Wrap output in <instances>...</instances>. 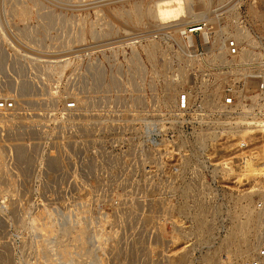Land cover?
Returning a JSON list of instances; mask_svg holds the SVG:
<instances>
[{"label":"rangeland","instance_id":"1","mask_svg":"<svg viewBox=\"0 0 264 264\" xmlns=\"http://www.w3.org/2000/svg\"><path fill=\"white\" fill-rule=\"evenodd\" d=\"M154 1L0 0V100L15 98L17 107L0 112V264H208L211 256L213 264H241L261 244L264 132L244 135L249 149L236 140L213 147L208 136L200 143L202 128L177 144L164 100L176 89V110L178 95L190 90L200 105L231 79L261 75L264 17L254 11L264 14V0H184L208 1L187 24L134 25L119 14ZM201 22L204 32L183 38V26ZM244 27L249 37L238 41L250 50L249 63L234 73L215 56L221 49L209 46ZM72 100L80 109H66ZM246 152L250 159L240 163ZM246 206L262 218L261 233L243 234L240 241L255 247L236 252L224 243ZM45 221L53 232L40 228ZM69 224L83 227L84 249L64 233ZM58 241L69 245L72 261Z\"/></svg>","mask_w":264,"mask_h":264},{"label":"built area","instance_id":"2","mask_svg":"<svg viewBox=\"0 0 264 264\" xmlns=\"http://www.w3.org/2000/svg\"><path fill=\"white\" fill-rule=\"evenodd\" d=\"M206 27L207 24L204 22L193 24L190 27H184L181 34L184 39H188L191 34L204 32ZM241 51L242 45L235 37L227 38L224 58L234 73L238 69H247L246 67L249 63L248 59L241 60ZM245 75L248 74L245 73ZM256 78L249 75L241 79L239 77L231 79L226 85V91L219 93L221 98V105L218 103L219 107L213 102L212 95L206 94L201 104L197 105L193 102L194 95L192 91L184 90L181 92L177 99V109L171 111L173 112L172 125L180 133V137H176L177 144H181L182 140H184L183 137L186 140L193 138L196 135V131L201 128L212 127V133L206 139L207 145L219 147L236 140L234 142H236L238 147L249 149L247 137L243 135L264 132V70ZM253 80H257L256 86L252 85ZM15 108V98L0 100V112L14 110ZM76 108L77 103L75 100L66 103L67 110H77ZM250 157L251 154L246 152L239 158L240 163H247ZM232 162L234 161L230 160L225 163L224 169L229 170L228 166H232ZM176 189L174 188L173 194L179 195ZM257 208L264 211V199L257 203ZM223 258L228 260L229 256L226 255ZM223 263L230 264L227 261L226 263L223 261ZM241 264H264V238L256 252L242 258Z\"/></svg>","mask_w":264,"mask_h":264},{"label":"bare ground","instance_id":"3","mask_svg":"<svg viewBox=\"0 0 264 264\" xmlns=\"http://www.w3.org/2000/svg\"><path fill=\"white\" fill-rule=\"evenodd\" d=\"M155 2V1H154ZM202 5H198V6H193V5H186L184 0H158L155 2L154 6L153 7H143L142 5H139V4H134L133 6H131L130 8L128 9H124L123 11H121L119 14L121 16V18H123V21L126 22V23H131V24H134V25H139L141 23H143L144 20L146 19H153V21H157L158 23H166V22H173V21H181L184 23V24H187V23H191L192 21H188V20H185L186 17H189V18H195V17H198L202 14V12L200 13H196V10L198 8H202V9H206L207 6H208V1H203L201 3ZM28 10L29 8L27 7H24L20 10L19 14L20 15H26L28 13ZM254 15L258 18H263L264 17V14L262 13H259V12H256L254 11ZM119 17V16H118ZM184 20V21H183ZM184 28V26H183ZM181 28V30L183 29ZM245 29V27H244ZM247 29V28H246ZM246 29L243 30V28L241 29H237L236 30V34H234V37L239 40V41H243L245 39H248L249 37V34L246 32ZM225 30H223V33H224ZM248 31V30H247ZM97 33V32H96ZM223 35V34H222ZM29 37V36H28ZM218 39H216V41H213L209 47H211V50H216V49H221V52L219 54H215V56H221V57H224L225 54H226V44H225V38L222 39L221 35L220 36H217ZM152 48V47H151ZM153 49H155V46L153 47ZM149 50V49H148ZM149 56L151 57H154L155 53L152 52V50H150L149 52ZM250 50L247 49V48H244L242 47V51H241V60H244L246 58V56H249L250 54ZM218 58V57H217ZM69 61L67 59H64V60H61V61H58L55 63L54 67L56 69H64V67L67 65ZM217 86V84H216ZM215 86V87H216ZM174 88H172L173 90ZM218 87H216V89L212 92V96H213V102L216 103V106H218V103L221 105V98H220V95L218 92ZM168 90H170L168 88ZM172 90L166 94V97H165V100H164V104L166 107L170 108L171 111L175 109V104H176V100H175V93H172ZM176 91V89H174ZM8 92V91H7ZM6 95V94H5ZM139 99V98H138ZM210 100V99H209ZM79 103L81 101V99L79 98ZM208 102V101H207ZM212 102V103H213ZM83 106V105H82ZM80 106H78L76 109H80L79 108ZM17 108V107H16ZM177 109V108H176ZM75 111V110H74ZM9 113V112H8ZM21 113V112H20ZM5 114V113H4ZM18 114V113H17ZM9 115V114H8ZM10 116V115H9ZM17 116V115H16ZM7 119V118H6ZM12 119V118H10ZM20 119V118H19ZM2 120V119H0ZM12 121V120H11ZM5 123V122H4ZM16 124V123H15ZM209 128V127H208ZM209 129H203V131L198 134L197 138H198V141L200 143H202L204 141V139L209 136V134H211V132H208ZM211 131V130H210ZM245 135V134H244ZM243 135V136H244ZM20 139V138H19ZM198 142V143H199ZM16 143V142H15ZM204 143V142H203ZM200 145V144H199ZM18 148V147H17ZM26 148V147H25ZM24 151V150H22ZM3 151H1L2 153ZM56 154V153H55ZM58 156V155H57ZM24 157V156H23ZM54 157V156H53ZM1 158V157H0ZM1 166V165H0ZM3 166V165H2ZM7 170V169H6ZM8 172V171H7ZM3 173V172H2ZM9 173V172H8ZM8 175V174H7ZM9 179V178H8ZM189 189V188H188ZM186 191V190H185ZM7 194V193H6ZM13 195V194H12ZM18 196V195H17ZM11 197V196H10ZM18 199V198H17ZM4 200V199H3ZM7 201V200H6ZM22 201V200H21ZM11 202V201H10ZM7 204V203H6ZM3 206V205H2ZM12 206V205H11ZM10 206V207H11ZM4 207V206H3ZM15 207V206H14ZM23 207V206H22ZM242 207V206H240ZM13 208V207H12ZM21 208V207H20ZM201 208V206H200ZM244 208V207H243ZM16 210V208H14ZM43 209V208H42ZM239 209V208H238ZM241 209V208H240ZM249 207L246 206L244 208V211L246 210V213L244 212V214H246V218L242 220V218L240 219H237L236 220V223H235V230L232 231L230 233V236L229 238L227 239V243H224V246L225 244H228V247L229 245H232V247L236 246L235 247V251L236 252H240V251H246V250H250L252 248L255 247V243L254 242H251L249 239H246L243 243L242 240L243 239V234H247V233H251L255 238H258L260 236V233H261V226H262V222H261V219L260 217H258L256 220H254L253 218V214L248 211ZM200 210V209H199ZM48 208H47V212H48ZM51 211V210H50ZM49 211V212H50ZM240 211V210H239ZM242 211V210H241ZM236 212V211H235ZM234 212V216L236 218L237 215L239 214L238 212L235 213ZM15 213V212H14ZM50 214V213H49ZM94 214V213H93ZM200 214V213H198ZM202 214V213H201ZM43 216H50L48 215V213H43L41 214ZM203 215V214H202ZM198 216H201V215H198ZM197 216V217H198ZM261 216V215H260ZM53 217V216H52ZM203 217V216H202ZM241 217V216H240ZM77 218V217H76ZM204 218V217H203ZM202 218V219H203ZM43 219V218H42ZM45 219V218H44ZM49 219V218H48ZM81 219V218H80ZM200 220V222L202 223V221L204 222L205 221V218L202 220L201 217L198 218ZM197 219V220H198ZM47 220V219H46ZM196 220V221H197ZM76 221V220H75ZM199 222V221H197ZM205 224V223H204ZM34 225V224H33ZM202 225V224H201ZM39 226V224H38ZM99 226V225H98ZM56 226L52 223V221H45L44 223L41 224L40 228L42 229H47L48 231H51L53 232L54 231V228ZM200 227V225L198 226ZM202 227V226H201ZM205 227V225H204ZM200 229H203V228H200ZM42 231V230H41ZM63 231L64 233H74L73 235V238L75 241H77L79 243L78 247L80 250L84 249L85 248V232L83 230V227L82 226H76L75 224H69V225H65L63 227ZM263 232V230H262ZM101 234V233H100ZM250 234V235H251ZM40 235V234H39ZM38 235V236H39ZM41 237V235H40ZM52 237V236H51ZM111 237V236H110ZM36 238V237H35ZM55 238V237H54ZM53 238V239H54ZM52 239V238H51ZM108 239V238H107ZM36 241V240H35ZM135 244V243H134ZM42 245V244H41ZM55 247V246H54ZM58 247L60 248L61 250V254H62V257L63 258H66L70 261H72L74 259V256L72 255L73 252L70 251V248H69V245L68 244H64L63 242H60L58 241ZM101 247V246H100ZM6 249V248H5ZM8 250V249H7ZM51 250V248L49 249ZM114 251V250H113ZM232 251V250H231ZM4 252V251H3ZM48 252V251H47ZM243 253V252H242ZM2 257V256H1ZM4 257V256H3ZM56 257V256H55ZM209 256H207L208 258ZM212 257V256H211ZM210 257V258H211ZM5 258V257H4ZM53 258V257H52ZM88 258V257H87ZM208 258L206 259L207 260V263L208 264H211V259ZM82 259V258H81ZM7 260V259H5ZM9 260V259H8ZM61 260V259H60ZM113 260V259H112ZM47 261V260H46ZM50 261V260H49ZM57 261V260H56ZM4 262V261H3ZM67 262V261H66ZM155 262V261H154ZM59 263V262H58ZM3 264V263H2ZM47 264H56L55 262L51 261ZM213 264V263H212Z\"/></svg>","mask_w":264,"mask_h":264}]
</instances>
